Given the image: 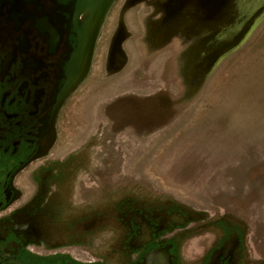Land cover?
<instances>
[{
  "label": "rangeland",
  "instance_id": "obj_1",
  "mask_svg": "<svg viewBox=\"0 0 264 264\" xmlns=\"http://www.w3.org/2000/svg\"><path fill=\"white\" fill-rule=\"evenodd\" d=\"M161 1L114 2L57 141L34 163V191L75 185L90 202L97 193L103 204L147 201L183 214L188 236L193 221L207 220L203 231L228 226L244 235L247 257L264 263V19L190 93L183 69L195 31L179 29L180 20L162 29ZM67 217L52 216L41 241L95 250L111 263L114 241H94L96 231ZM185 249L191 259L192 246Z\"/></svg>",
  "mask_w": 264,
  "mask_h": 264
},
{
  "label": "flooded vegetation",
  "instance_id": "obj_2",
  "mask_svg": "<svg viewBox=\"0 0 264 264\" xmlns=\"http://www.w3.org/2000/svg\"><path fill=\"white\" fill-rule=\"evenodd\" d=\"M158 6L163 10L157 22L162 29L180 20L179 29L194 30V40L198 33L209 35L225 27L229 16L242 10L237 0H162ZM30 8L27 17L13 21L10 11H0V264H264L247 257L244 235L228 226L203 231L207 220L201 219L186 228L192 230L188 236L182 229L183 214L154 211L147 201L103 204L97 193L90 202L85 187L75 185L34 191V163L49 155L62 112L86 78L63 94L61 62L67 48L34 31V3ZM60 213L68 216L66 224L84 223L89 232L96 231L94 241L110 237L111 263L102 253L69 249L66 243L59 247L53 241L54 248H48L42 242L43 225ZM100 225L112 227L111 233H99ZM190 244L192 257L187 259Z\"/></svg>",
  "mask_w": 264,
  "mask_h": 264
},
{
  "label": "water",
  "instance_id": "obj_3",
  "mask_svg": "<svg viewBox=\"0 0 264 264\" xmlns=\"http://www.w3.org/2000/svg\"><path fill=\"white\" fill-rule=\"evenodd\" d=\"M116 0H0V11L13 21L27 17L34 3V31L53 45L63 44L61 90L69 94L89 74L95 45L106 16ZM241 11L229 16L225 27L209 35L198 33L185 57L183 76L187 92L194 93L215 67L238 49L264 19V0H237ZM244 9V11H243ZM197 35V34H196Z\"/></svg>",
  "mask_w": 264,
  "mask_h": 264
}]
</instances>
